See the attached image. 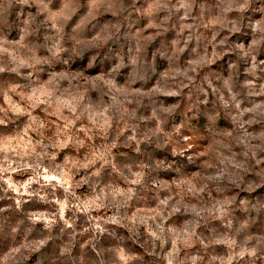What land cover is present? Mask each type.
Masks as SVG:
<instances>
[{"label":"clouds","instance_id":"obj_1","mask_svg":"<svg viewBox=\"0 0 264 264\" xmlns=\"http://www.w3.org/2000/svg\"><path fill=\"white\" fill-rule=\"evenodd\" d=\"M0 191V264H264V0H0Z\"/></svg>","mask_w":264,"mask_h":264},{"label":"rangeland","instance_id":"obj_2","mask_svg":"<svg viewBox=\"0 0 264 264\" xmlns=\"http://www.w3.org/2000/svg\"><path fill=\"white\" fill-rule=\"evenodd\" d=\"M3 193H2V191H0V195H2ZM4 203H6L5 201H0V207H2V206H4ZM41 207H43V206H41Z\"/></svg>","mask_w":264,"mask_h":264}]
</instances>
